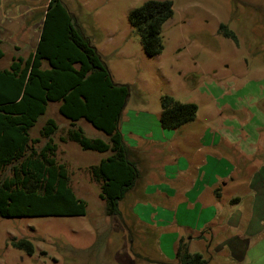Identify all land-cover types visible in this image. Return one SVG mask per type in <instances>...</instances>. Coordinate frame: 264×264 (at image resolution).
<instances>
[{
  "label": "rangeland",
  "instance_id": "1",
  "mask_svg": "<svg viewBox=\"0 0 264 264\" xmlns=\"http://www.w3.org/2000/svg\"><path fill=\"white\" fill-rule=\"evenodd\" d=\"M8 1L12 9L23 0ZM60 1L101 54L114 82L131 87L121 117L124 130L149 127V139L161 134L154 148L158 160L148 167L146 152L134 154L137 184L120 203L121 216H107L101 185L89 171L107 154L62 142L59 136L70 121L59 113L58 103H50L32 137L41 138L42 146L47 139L41 127L48 118L57 121L58 158L67 163L70 185L87 201L88 211L84 216L0 217V264H123L119 258L129 252L143 253L138 264L168 259L173 236L187 235L180 204L195 202L182 198L198 190L200 178L221 169L234 181L215 202L212 190H204L202 202L207 212L214 208L216 218L188 242L189 251L202 253L208 264H264V0H170L174 15L161 29L164 49L155 56L145 53L130 21L131 12L149 0ZM222 25L236 37L226 36ZM1 48L0 68L29 52ZM164 95L195 103V119L163 129ZM76 124L88 137L108 139L84 119ZM147 145L140 148L150 150ZM147 203L154 209L151 221L142 207ZM22 239L31 241L32 253L14 245Z\"/></svg>",
  "mask_w": 264,
  "mask_h": 264
},
{
  "label": "trees",
  "instance_id": "2",
  "mask_svg": "<svg viewBox=\"0 0 264 264\" xmlns=\"http://www.w3.org/2000/svg\"><path fill=\"white\" fill-rule=\"evenodd\" d=\"M1 5V0H0ZM174 15L170 0H149L130 15L150 56L164 49L163 25ZM40 41L27 57L14 56L10 65L0 68V217L84 216L86 200L70 185L68 165L58 158L55 135L60 127L48 118L40 129L46 142L32 137L39 118L50 103H58L59 113L70 121L62 142H76L84 150L108 154L89 166L92 178L101 185L100 198L106 215L120 217V203L140 177L138 162L130 157L121 131V117L130 95L128 84L114 82L106 62L73 21L60 0L49 2ZM225 35L235 38L225 25ZM1 44V40H0ZM4 51L0 48V59ZM160 124L177 129L195 119V103L181 102L172 96L161 99ZM86 120L108 139L88 137L76 123ZM14 245L33 252L27 239ZM140 255L137 254L136 258ZM155 264H208L200 253L189 251L188 241H178L174 261Z\"/></svg>",
  "mask_w": 264,
  "mask_h": 264
},
{
  "label": "crops",
  "instance_id": "3",
  "mask_svg": "<svg viewBox=\"0 0 264 264\" xmlns=\"http://www.w3.org/2000/svg\"><path fill=\"white\" fill-rule=\"evenodd\" d=\"M21 2L25 4V5H23V7H22V5H20L22 3H20L18 7L15 6L14 8L11 9V5L9 4L8 0H1V5H0V40H1V44H0V48H1V46L6 44V47L10 48L11 50H29V52H28V55H29L33 51L36 50L37 45L40 41L41 31H42V27H43V21L45 19V14L47 13V10H48L47 9L48 5L47 6L44 5L42 3V0H23ZM27 3H28V5L26 6ZM8 6H9V8H7ZM19 7H21V8H19ZM43 8H44V10H43ZM149 130H150L149 127H132V128L128 127V128H125V130H124L123 126H121V131L123 133L125 143L129 147L130 157L133 160H135L134 154L136 156V154L139 153V154H142L143 156H145L143 153L146 152L147 153L146 156L151 158V160H148V162L146 164L148 167L153 166L154 162H156L157 158L155 157L156 155H155L154 148H155V146H158L162 141L161 134H160V137H153L152 139L146 138L147 136L152 137V135H150L151 131L149 133ZM165 130H169V129H165ZM146 131H148V132H146ZM147 140H150V142H148ZM139 141L141 143H139ZM142 143H144V144L148 143L149 145H147V147H150L151 149L149 150V148H148V150L143 151L140 148V147H142ZM144 148H145V146H144ZM152 153H154V156L151 155ZM107 155L101 156L99 161L102 158L106 157ZM137 157L138 156H136V158ZM142 158H145V157H142ZM99 161H97V162H99ZM61 162H64V161H61ZM64 163L67 164L66 162H64ZM145 171H146V166L144 167V172ZM171 175H173V174H171ZM231 176H232L231 172H229L228 170H224V169L222 170L221 169V170L213 171L210 175L203 176V181L201 180V178L199 179V181L202 183H201L200 187L198 188V190L185 193L184 198H182V199L189 200V198H191V199L195 200L194 203H187V201H186V203L180 204V206H182V204H184V206L181 207V209L185 213L184 214L185 220L182 221V224H183L182 227L187 230V232H186L187 235H183V236L187 239L188 242H190L194 237H198V234L201 232V230L203 228H206L207 226L211 225L213 222V218L214 219L216 218L215 214H212V212L213 213L215 212L214 208L212 209L211 212H209V211L207 212L206 208L202 202V200L204 198V190L205 189L212 190L211 201L212 202H215L216 200L218 201L222 196L223 188L225 186H227L229 184V182L234 181V178H232ZM220 182H222V186H221ZM127 195H126V197H127ZM143 196H145L149 199V197L147 195L144 194ZM125 198L121 201L122 203H124ZM137 207H139V205H136L135 209H137ZM142 207H144L148 210L147 211V220L151 221L153 215H155V214H153L154 209H152L150 207L149 203L142 204ZM120 210H121V208H120ZM188 215L194 219L193 222H189L186 219L188 217ZM150 216H152V217L150 218ZM183 228H180V230H183ZM189 234H191V235H189ZM174 236H176V238ZM174 236L171 239V243H170L172 249L170 250L169 258L165 259V260H161V261H166V260H171V259L174 260L175 259L176 246L178 244V241L183 236L181 233L180 234L176 233ZM137 254L142 255L143 253L137 252ZM138 260H139V258L134 257L132 255V252L131 253L129 252L128 255H126V254H124L123 256L121 255V258H119V262H121L123 264H138ZM141 260L146 261L143 258H141ZM148 260L156 261L154 259H148ZM147 264H155V263L148 261Z\"/></svg>",
  "mask_w": 264,
  "mask_h": 264
},
{
  "label": "water",
  "instance_id": "4",
  "mask_svg": "<svg viewBox=\"0 0 264 264\" xmlns=\"http://www.w3.org/2000/svg\"><path fill=\"white\" fill-rule=\"evenodd\" d=\"M46 17V16H45Z\"/></svg>",
  "mask_w": 264,
  "mask_h": 264
}]
</instances>
